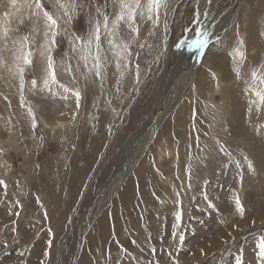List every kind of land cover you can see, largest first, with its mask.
I'll return each mask as SVG.
<instances>
[{"label": "rangeland", "instance_id": "obj_1", "mask_svg": "<svg viewBox=\"0 0 264 264\" xmlns=\"http://www.w3.org/2000/svg\"><path fill=\"white\" fill-rule=\"evenodd\" d=\"M166 3L158 23L137 15L138 34L124 20L109 36L121 0H0V264H264V105L253 103L264 84L251 75L264 77V0ZM97 24L104 83L80 58ZM202 33L215 37L191 55ZM60 84L81 92L79 108Z\"/></svg>", "mask_w": 264, "mask_h": 264}, {"label": "snow or ice", "instance_id": "obj_2", "mask_svg": "<svg viewBox=\"0 0 264 264\" xmlns=\"http://www.w3.org/2000/svg\"><path fill=\"white\" fill-rule=\"evenodd\" d=\"M209 3H211V0H209ZM36 7L38 9H42V5L40 4V0H36ZM60 7H63V5H60ZM161 7H167L166 0H147L145 4L141 3V0H121V5H120V13L116 16L115 20L113 21L112 24V29L109 28V23H108V17H104V24L103 27L105 31L109 34V36H112L114 34L113 29L117 27L120 21L126 20L128 23L129 29L135 33L138 34V28L136 27V17L139 15L142 19H148L152 20L153 17H155L156 22L158 23L159 21V15H160V9ZM43 15L48 22V27L51 31V45H55V37L58 35V33L55 31L57 28V20L53 19L52 15H50L47 11L43 12ZM65 15H68L67 12H65ZM101 28L100 25L97 24L94 28V30L90 33L89 37L87 38L86 41L82 42V51L83 55L80 57L82 60L85 61V66H87V62L89 59L93 61L92 68L89 69V71H92L94 69L95 71V76L101 79V83L103 82V74L102 70L105 68V64L101 62V51H102V44H101ZM202 35L205 36V39L202 41L198 42V46H203L204 44L207 43V33H202ZM79 39V38H75ZM108 43L112 46L113 49H116L118 46L111 40H108ZM93 45L95 47V52H93ZM75 47V45H73ZM141 48L144 47L143 44L140 45ZM47 53V55H46ZM51 53V47L46 46L45 51L41 52L42 56L46 55V60H47V68H46V76L43 80V87L45 89H49L51 85L57 84L56 80V72L54 68V62L52 59V56L50 55ZM128 53V45L125 44L123 45L122 51L114 52V54L118 58H123L124 54ZM128 55H131L128 53ZM234 55L237 58H243V54L239 52L238 50L235 51ZM19 59L23 60V63L25 65H28L31 63V53L30 52H22L21 56ZM106 59V58H105ZM125 67H127V62H125ZM117 69L120 68L119 62L116 64ZM237 71V75H239V71ZM18 72L20 75V88L23 90L24 87V81H23V72L24 69L23 67L18 66ZM136 72H137V78L139 77V66H136ZM252 78L253 80L259 79L261 84H264V77L258 76L257 71L253 70L252 73ZM32 87H36V81L33 80L31 82ZM61 88H63L64 93H72V95L75 96L76 98V107L79 108L80 106V99H81V92L79 90L73 91V89L60 84L59 85ZM117 92L119 91V88L116 89ZM255 97H257L256 101H253V103H258L259 105H264V88L256 90L254 92ZM65 99L67 96L64 97ZM0 186H4L6 188L5 182L3 180H0ZM179 195V193H177ZM236 207L238 212H243V206L240 204L239 199L236 200ZM182 218L181 213H177L176 215V220L180 221ZM135 243V241H133ZM49 245H51V241H49ZM259 247V257L262 261H264V239H261L258 244ZM153 251H155L153 249ZM48 253L46 252L45 255ZM23 255V253H21ZM235 264H242V260L237 257L235 260Z\"/></svg>", "mask_w": 264, "mask_h": 264}, {"label": "bare ground", "instance_id": "obj_3", "mask_svg": "<svg viewBox=\"0 0 264 264\" xmlns=\"http://www.w3.org/2000/svg\"><path fill=\"white\" fill-rule=\"evenodd\" d=\"M147 2V0H141V3L142 4H145ZM88 4V3H87ZM102 5H104V4H102ZM44 6V5H43ZM117 6V5H116ZM93 7V6H92ZM161 9H162V7H161ZM161 9H160V13H162L161 12ZM120 5H118V13L120 12ZM9 13H7V15H8ZM116 15V14H115ZM61 16V15H60ZM95 16V15H94ZM61 18V17H60ZM116 18V17H115ZM6 20H8V18L6 19ZM61 20V19H60ZM79 20V19H78ZM77 20V21H78ZM79 22V21H78ZM140 22V21H139ZM6 23V22H5ZM138 23V20L136 19V24ZM144 23V22H143ZM146 23V22H145ZM77 25V24H76ZM4 27H5V24H4ZM4 27H3V32H5V29H4ZM60 28V27H59ZM78 31V30H77ZM105 31V30H104ZM2 32V33H3ZM4 34V33H3ZM102 34V33H101ZM105 34V33H104ZM107 35V34H106ZM215 37V35L214 34H208L207 35V37H206V39H207V41L208 40H210V39H213ZM60 38V37H59ZM102 38V37H101ZM57 39V38H56ZM205 39V38H204ZM107 40V39H106ZM72 43V42H71ZM27 45V44H26ZM105 45V44H104ZM170 46V45H169ZM168 45H167V47H169ZM192 49H191V51H190V54L192 55L193 53H195V55L197 54V53H199V51H200V49H201V46H198V43L196 44H194V45H192V46H190ZM141 49V48H140ZM78 50V49H77ZM107 50V49H106ZM118 51H119V49H118ZM168 51V50H167ZM112 53V52H111ZM107 54H109V53H107ZM116 56V55H115ZM47 62V61H46ZM73 62H75V61H73ZM79 62H81V61H79ZM107 62V61H106ZM82 64V63H81ZM91 66V65H90ZM92 67V66H91ZM91 67H90V69H91ZM106 67V66H105ZM83 69V68H82ZM105 69V68H104ZM110 69V68H109ZM38 70V69H37ZM116 72V71H115ZM89 73V72H88ZM18 74V73H17ZM115 74V73H114ZM60 75V74H59ZM79 77V76H78ZM33 78V77H32ZM186 79V78H185ZM188 82V81H187ZM104 83V82H103ZM85 84V83H84ZM127 87V86H126ZM25 89V88H24ZM27 90H29V87L28 88H26ZM31 89V88H30ZM86 89V88H85ZM101 89V88H100ZM32 90V89H31ZM30 90V91H31ZM101 91V90H100ZM23 92V91H22ZM98 92V91H97ZM28 93V92H27ZM85 98V97H84ZM91 101V100H90ZM137 102V98L134 100V103H136ZM132 107H133V103L131 104V106L128 108V109H126V111L124 112L125 113V115H124V117H126L128 114H129V112L131 111V109H132ZM85 113V112H84ZM86 117V116H85ZM77 118V117H76ZM11 119V118H10ZM79 121V120H78ZM80 123V122H79ZM152 126V125H151ZM72 131V130H71ZM116 133V132H115ZM72 137V136H71ZM59 140V139H58ZM153 141V140H152ZM155 141V140H154ZM73 144V143H72ZM109 147V146H108ZM65 149V148H64ZM114 149V148H113ZM194 153H196V152H194ZM193 153V154H194ZM190 155V154H189ZM250 157H252V156H250ZM249 157V158H250ZM248 160V159H247ZM249 161H251V159L249 160ZM106 162V161H105ZM253 162V161H252ZM100 165V164H99ZM44 166V165H43ZM78 168V167H77ZM99 168V167H98ZM83 169V168H82ZM86 169V168H85ZM97 169V168H96ZM243 169V168H242ZM30 170V169H29ZM123 170V169H122ZM121 170V171H122ZM52 171V170H51ZM163 173V172H162ZM93 174V173H92ZM123 174V173H122ZM93 175H95V174H93ZM123 177L124 176H119V180L116 178L114 181H113V185H112V188L110 189L113 193H115L116 191H118V188L122 185V183H121V180H123ZM94 178V177H93ZM249 178V177H248ZM64 179V178H63ZM137 179V178H136ZM57 180V179H56ZM91 181H92V177H90V179L88 180V182H87V185L89 184V183H91ZM133 181H134V179H133ZM18 182V181H17ZM112 182V181H111ZM149 182H151V181H149ZM63 183V182H62ZM110 183V182H109ZM133 184L135 185V187L139 190V189H141L142 190V188H143V184H141V183H138V181H137V183L136 182H133L132 183V185H129V187L131 186H133ZM40 185H42V184H40ZM44 185V184H43ZM47 185V184H46ZM62 185V184H61ZM86 185V186H87ZM153 185V184H152ZM63 186V185H62ZM219 186V185H218ZM40 187H42V186H40ZM46 187V186H45ZM155 189H157V190H159V188H158V186H157V184H154V186H153ZM225 187V186H224ZM61 188V187H60ZM64 188V187H63ZM87 188V187H86ZM223 188V187H222ZM109 189V188H108ZM117 189V190H116ZM45 190H46V188H45ZM61 190V189H60ZM224 191V190H223ZM111 192V193H112ZM110 193V194H111ZM140 193V192H139ZM116 194V193H115ZM213 194V193H212ZM216 194V193H215ZM214 194V195H215ZM227 194V193H226ZM208 195V194H207ZM264 195V194H263ZM117 196V195H116ZM142 196V195H141ZM51 198H52V195L50 196ZM213 198H214V196H212ZM8 199H10L9 197H7ZM103 199V198H102ZM114 199V198H113ZM44 200H45V198H44ZM48 200V199H47ZM57 200V199H56ZM131 200V199H130ZM246 202L247 203H249V202H251V200L248 198V197H246ZM58 201V200H57ZM60 201V200H59ZM67 201V200H66ZM65 201V202H66ZM69 201H70V199H69ZM214 201V200H213ZM216 201V200H215ZM52 202H53V200H52ZM62 202H64V201H61V203ZM71 202V201H70ZM48 203V202H47ZM61 203H60V205H61ZM72 203V202H71ZM202 203V202H201ZM247 203H246V205H247ZM54 204V203H53ZM52 204V205H53ZM65 204V203H64ZM49 205V204H48ZM51 205V206H52ZM56 205V204H55ZM54 205V206H55ZM199 205V204H198ZM197 205V206H198ZM63 206V205H62ZM66 206H67V204H66ZM78 206H80V205H76L75 206V208H74V211H72V214L74 215V213L77 211V209L79 208ZM116 206V205H115ZM219 206V205H218ZM65 207V206H64ZM68 207V206H67ZM216 208H217V205L215 206ZM53 208V207H52ZM55 208V207H54ZM58 208V207H57ZM196 208V207H195ZM203 208V207H202ZM220 209V208H219ZM223 209V208H222ZM64 210V209H63ZM128 211H130L131 213H133V211L132 210H134V209H132V205H130L129 206V209H127ZM218 210V209H217ZM221 210V209H220ZM61 210L60 209H58V212H60ZM65 212H66V210H64ZM193 211H195V210H193ZM192 211V212H193ZM211 211V210H210ZM209 211V212H210ZM215 211H216V209H213L212 208V213H215ZM222 211V210H221ZM196 212V214L200 217V219H199V223L203 220V216H204V214H205V210H203V209H201L200 207L198 208V210L197 211H195ZM56 214V213H55ZM58 214V213H57ZM60 214V213H59ZM50 215H51V212H50ZM61 215V214H60ZM59 215V216H60ZM211 215V214H210ZM58 216V215H57ZM115 216H116V214H115ZM168 216V215H167ZM55 217H56V215H55ZM66 217V216H65ZM194 217V216H193ZM60 218V217H59ZM111 218V217H110ZM109 218V219H110ZM115 218V217H114ZM211 218H212V215H211ZM52 219V218H51ZM58 219V218H57ZM66 219V218H65ZM198 219V218H197ZM56 220V219H55ZM93 220V219H92ZM92 220H90V222H92ZM49 221V220H48ZM58 221V220H57ZM191 221V220H190ZM118 222L120 223V220L117 218L116 219V221H115V223H114V228L116 229V225L118 224ZM192 222V221H191ZM63 223V222H62ZM72 223V222H71ZM209 223V222H208ZM58 224H60L59 222H58ZM113 224V223H112ZM196 224H197V222H196ZM210 224V223H209ZM208 224V225H209ZM212 224V223H211ZM193 225V224H192ZM202 225V224H201ZM212 227H214L215 225H211ZM205 227V226H204ZM201 228H202V226H201ZM87 229L86 228H84V230H83V233L86 231ZM189 230H190V228H189ZM192 230V229H191ZM199 231V230H198ZM194 232V231H193ZM212 232V231H211ZM66 233V232H65ZM64 233V234H65ZM199 233H200V231H199ZM202 233H203V231H202ZM191 234H193V233H191ZM198 234V233H197ZM205 233H203V235H204ZM195 236V235H194ZM193 236V237H194ZM65 237V236H64ZM64 237H63V241H64ZM199 238H200V236H198ZM198 237H197V239H198ZM65 239H66V237H65ZM185 239H187V238H185ZM197 239H195V240H197ZM60 240V239H59ZM185 241V240H184ZM191 241V240H190ZM189 241V242H190ZM59 242V241H58ZM193 242V241H192ZM191 243V242H190ZM194 243H195V241H194ZM211 243V242H210ZM185 244V243H184ZM188 244V243H187ZM199 244H200V241H199ZM183 245V244H182ZM189 245H191V244H189ZM233 245V244H232ZM235 245H236V243H235ZM195 246V245H194ZM197 246H198V244H197ZM196 246V247H197ZM204 246H207V245H205L204 244ZM204 246H202V247H204ZM209 246V245H208ZM211 246V245H210ZM234 246V245H233ZM186 247V246H185ZM187 247H188V245H187ZM186 247V248H187ZM191 247V246H190ZM158 248V247H157ZM198 248V247H197ZM196 248V249H197ZM234 248H235V246H234ZM195 249V250H196ZM208 249V248H207ZM206 249V250H207ZM162 250V249H161ZM194 250V249H193ZM200 250V249H199ZM198 249H197V251H199ZM204 250V249H203ZM187 252H188V250H187ZM181 253V252H180ZM190 253V252H189ZM193 253V252H192ZM181 258H182V256H181ZM55 260V259H54ZM177 260V259H176ZM248 260V259H247ZM174 261V260H173ZM185 261V260H184ZM187 261V260H186ZM124 263V262H123ZM173 263V262H172ZM180 263H182V262H180ZM171 264V263H170ZM246 264V263H245Z\"/></svg>", "mask_w": 264, "mask_h": 264}]
</instances>
